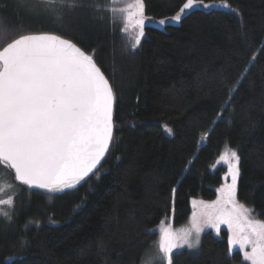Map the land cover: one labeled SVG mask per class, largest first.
<instances>
[{
  "label": "trees",
  "instance_id": "obj_1",
  "mask_svg": "<svg viewBox=\"0 0 264 264\" xmlns=\"http://www.w3.org/2000/svg\"><path fill=\"white\" fill-rule=\"evenodd\" d=\"M81 2L60 18L0 0L12 28L0 49L20 34L60 35L94 55L116 97L109 153L84 184L30 190L6 164L20 189L12 222L0 217V264H143L163 221L182 226L194 198L217 197L229 169L213 166L229 148L240 156L237 199L264 221V0H204L217 7L145 25L136 48L111 0ZM184 2L143 0L144 14L171 17ZM220 231L173 253V264H248Z\"/></svg>",
  "mask_w": 264,
  "mask_h": 264
},
{
  "label": "snow or ice",
  "instance_id": "obj_2",
  "mask_svg": "<svg viewBox=\"0 0 264 264\" xmlns=\"http://www.w3.org/2000/svg\"><path fill=\"white\" fill-rule=\"evenodd\" d=\"M21 2L55 11L60 18L65 10L85 6L81 0ZM219 6L231 7L226 0H220ZM215 7V3L205 4L204 0H185L175 15L158 23L179 22L193 10ZM120 11L138 28L132 44L136 48L149 20L143 0H134ZM11 31L0 18V34L7 37ZM115 99L113 86L93 54L60 35L20 34L0 49V160L14 169L16 180L30 187L49 192L75 189L97 170L109 151L115 128ZM163 127L171 134L170 128ZM220 161L227 164L225 180L230 177L231 183H225L219 189L220 196L211 203L192 201L204 210V225L194 216L191 229L180 233L170 226L160 229L157 252L146 264H173L174 250L185 245L197 248L204 226L219 232L221 224L232 231L230 252L239 247L249 264H264V221L250 219L251 209L237 200L240 156L229 149ZM0 205L12 206L13 200H0ZM0 216L12 222V216L2 207Z\"/></svg>",
  "mask_w": 264,
  "mask_h": 264
},
{
  "label": "rangeland",
  "instance_id": "obj_3",
  "mask_svg": "<svg viewBox=\"0 0 264 264\" xmlns=\"http://www.w3.org/2000/svg\"><path fill=\"white\" fill-rule=\"evenodd\" d=\"M111 1H112V5H113L112 12L114 13L115 17L119 18V20H121L122 23L124 24V26H123V30L125 32L124 34L126 35L127 38L134 39V37L138 34V28H134L132 26L134 21L133 22H128L127 19H126V13L120 11V9L126 8L128 4L134 3V0H111ZM14 3H16L17 5H20V4H22V5H24V4L31 5V4L27 3V2L26 3L25 2L22 3L21 0H14ZM42 15H46V14L42 13ZM158 21L159 20H148V21H146L145 25L151 24V25L156 26V27L165 28L166 25L161 26L158 23ZM179 22H175V24H177ZM125 29H127V31ZM144 32H145V28H144ZM229 149H231V148H229ZM229 149H227V150H229ZM227 150H225V151H227ZM223 154H224V151H223V153L221 155H223ZM220 157L218 158V160L214 164V166H213L214 169H216V168H218L220 166H227V164H225L224 162L220 161ZM7 174H8V176H7ZM10 178H13V175L11 173L9 174V169H8L7 165L3 161L0 160V200H7L9 198H13L14 194L16 193V191L18 192L19 189H20V186L18 184H16V183L15 184L12 183L13 181L11 180L12 181L11 182ZM225 183H229V181L225 180L224 184ZM223 185H221L219 187V189ZM219 189H218V195H217V197L214 200H206V199H202V198H194L193 200L198 201V202L199 201H203L205 203H211L212 201H215L220 196ZM238 202H239V200H238ZM0 207H2L5 211H8L9 213H10V211L12 209V206H8V205H0ZM248 209H250V208H248ZM203 211L204 210L201 208V206L199 204L193 205V203H192V214H191V216H190V218H189V220H188V222L186 224H184L182 226H179V227H173L171 222L163 221L161 223V225H159L156 228V232H158V242H159V239H160V236H161V232L159 230L164 228V227H169L170 226L172 228V230L174 232H176V233H180L182 230L191 229L193 227V217L194 216L196 218V222L197 223H199L201 225H204V221H205L206 217L204 215H202ZM0 217H2V216H0ZM249 218L253 219V220H261V219L258 218V216L252 210L249 213ZM221 229H224L226 231L227 238H228V241H229L231 236H232L231 229H229L227 224H221L220 225V230ZM208 230H211L215 235H218V236L221 235V231L217 232L212 227L204 226V230L200 233V244H199V246L197 248H191L190 249V248H188L187 245H185L183 248L174 250V253L175 252H179V251H183V249H186V250L189 249L190 251L198 250L200 245H201L202 237H203L204 233L206 231H208ZM194 236H195V233L193 232V237ZM157 249H158V243H157V245L153 244L151 246V249L148 251L146 258H144L143 264H146V262L156 254ZM236 249L240 251L239 247H237ZM247 263L249 264V262H247Z\"/></svg>",
  "mask_w": 264,
  "mask_h": 264
},
{
  "label": "water",
  "instance_id": "obj_4",
  "mask_svg": "<svg viewBox=\"0 0 264 264\" xmlns=\"http://www.w3.org/2000/svg\"><path fill=\"white\" fill-rule=\"evenodd\" d=\"M51 34H53V33H51ZM57 35V34H56ZM62 37V36H61ZM63 38V37H62ZM72 41V40H71ZM73 43H75L74 41H72ZM76 44V43H75ZM77 46H79V45H77ZM80 47V46H79ZM81 48V47H80ZM81 49H83V48H81ZM84 50V49H83ZM85 51V50H84ZM86 52V51H85ZM88 53V52H87ZM110 81V80H109ZM111 83V82H110ZM115 102H116V99H115ZM115 102H114V112H115ZM113 120H114V115H113ZM114 125H115V122H114ZM114 134H115V128H114V133H113V138H114ZM112 144V143H111ZM111 144H110V147H111ZM110 147H109V150H110ZM108 153H109V151H108ZM108 153L105 155V157H104V159L101 161V163H100V165H98V167H97V170L100 168V166L102 165V163L104 162V160L106 159V157H107V155H108ZM12 169V168H11ZM97 170H94V173L97 171ZM12 171L14 172V169H12ZM93 173V174H94ZM14 174H15V172H14ZM93 174H90L89 175V177L88 178H86V180L85 181H82L81 182V184L80 185H82V184H84ZM18 181V180H17ZM18 183L19 184H21V185H23V186H25V187H27V188H29L30 190H36V191H40V192H43V193H46V194H50V195H60V194H62V193H64L66 190H64L63 192H49V191H47V190H45V189H39V188H33V187H30V186H28V185H25V184H23L22 182H20V181H18ZM79 185H77V187H78ZM76 187V188H77Z\"/></svg>",
  "mask_w": 264,
  "mask_h": 264
}]
</instances>
